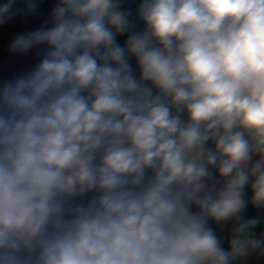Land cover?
<instances>
[{"label":"clouds","instance_id":"clouds-1","mask_svg":"<svg viewBox=\"0 0 264 264\" xmlns=\"http://www.w3.org/2000/svg\"><path fill=\"white\" fill-rule=\"evenodd\" d=\"M18 18L0 264H264V0L0 2Z\"/></svg>","mask_w":264,"mask_h":264},{"label":"crops","instance_id":"crops-1","mask_svg":"<svg viewBox=\"0 0 264 264\" xmlns=\"http://www.w3.org/2000/svg\"><path fill=\"white\" fill-rule=\"evenodd\" d=\"M0 2H3V0H0ZM34 23L35 22L30 19L18 18L6 26L4 30L0 31V63L8 62L6 48L10 41L11 32L31 27ZM249 214H251V210Z\"/></svg>","mask_w":264,"mask_h":264},{"label":"water","instance_id":"water-1","mask_svg":"<svg viewBox=\"0 0 264 264\" xmlns=\"http://www.w3.org/2000/svg\"><path fill=\"white\" fill-rule=\"evenodd\" d=\"M25 19H27V18H25Z\"/></svg>","mask_w":264,"mask_h":264}]
</instances>
